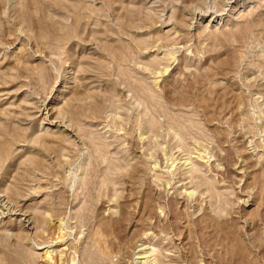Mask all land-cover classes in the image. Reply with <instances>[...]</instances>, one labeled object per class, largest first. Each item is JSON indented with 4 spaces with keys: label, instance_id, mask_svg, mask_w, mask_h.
I'll return each mask as SVG.
<instances>
[{
    "label": "rangeland",
    "instance_id": "rangeland-1",
    "mask_svg": "<svg viewBox=\"0 0 264 264\" xmlns=\"http://www.w3.org/2000/svg\"><path fill=\"white\" fill-rule=\"evenodd\" d=\"M230 1L0 0V264H264V0Z\"/></svg>",
    "mask_w": 264,
    "mask_h": 264
},
{
    "label": "bare ground",
    "instance_id": "bare-ground-1",
    "mask_svg": "<svg viewBox=\"0 0 264 264\" xmlns=\"http://www.w3.org/2000/svg\"><path fill=\"white\" fill-rule=\"evenodd\" d=\"M237 1L238 0H232V1H230V3H229V8L231 7V9H232V7L237 3ZM228 2V1H227ZM256 2V1H255ZM215 3V2H214ZM239 3V2H238ZM211 4H213V3H211ZM202 5V4H201ZM228 6V5H227ZM226 6V7H227ZM228 8V7H227ZM202 11V10H201ZM226 11V10H225ZM201 14V13H200ZM226 15V14H225ZM214 16V15H213ZM201 18V17H200ZM205 19V18H204ZM213 19V17H211V19H210V21ZM213 21H215V20H213ZM216 22V21H215ZM212 23V22H211ZM211 23H209V24H211ZM190 26V25H189ZM189 31V30H188ZM157 32V31H156ZM166 32V31H165ZM165 34V33H164ZM167 34V33H166ZM148 37V36H147ZM137 48V47H136ZM155 52V51H154ZM155 55V54H154ZM157 55V54H156ZM166 55H167V53H166ZM153 56V55H152ZM167 57V56H166ZM160 59H164V58H160ZM159 60V59H158ZM4 67V66H3ZM168 68V67H167ZM168 70V69H167ZM168 72V71H167ZM166 72V73H167ZM161 74H162V72H161ZM158 76H160L159 74H158ZM156 77V76H155ZM158 78V77H157ZM248 78V77H247ZM254 79V78H253ZM253 79H251V80H253ZM249 80V79H248ZM158 82V79L157 80H155V82ZM160 81V80H159ZM70 82V81H69ZM252 82V81H251ZM69 100V99H68ZM53 103V102H52ZM53 104H55V103H53ZM54 106V105H53ZM56 108V107H55ZM62 108V107H61ZM60 108V109H61ZM59 109V108H58ZM57 109V110H58ZM54 108L53 107H51V105H49V108L47 109V113H45L46 114V117H47V119H52L53 118V120H51L49 123H47L46 124V126H47V128L49 129V131L51 130V128H52V130H53V128H55L54 130H56V129H58V125H60V124H57V119H54ZM65 110V109H64ZM63 111V110H62ZM60 112V111H59ZM58 112V113H59ZM43 114H44V112H42ZM63 113V112H62ZM65 113H66V111H65ZM64 113V114H65ZM44 114V115H45ZM63 114V115H64ZM57 115V114H56ZM55 115V116H56ZM62 115V114H61ZM45 117V118H46ZM56 117H58V115L56 116ZM55 117V118H56ZM39 118V117H38ZM41 118V117H40ZM44 118V117H43ZM44 118V119H45ZM49 119V120H50ZM58 119H59V117H58ZM45 121V120H44ZM60 123H62V122H60ZM44 124V123H43ZM42 124V125H43ZM63 124V123H62ZM67 126V125H66ZM42 127V126H41ZM68 127V126H67ZM45 129V128H44ZM61 129V128H60ZM70 129V128H69ZM68 129V130H69ZM52 130H51V132H52ZM53 130V131H54ZM64 130H65V128H64ZM66 131V130H65ZM51 132H49V133H51ZM53 133V132H52ZM142 135V134H141ZM147 137H148V135H147ZM179 139V138H178ZM37 140V139H36ZM143 141V140H142ZM39 142H41L40 140H39ZM142 143V142H141ZM44 144V143H43ZM42 143H41V145H42V147L43 146H45V145H43ZM40 146V145H39ZM46 147V146H45ZM44 147V148H45ZM43 148V149H44ZM46 149V148H45ZM46 151V150H45ZM205 151V150H204ZM202 156V155H201ZM44 157V156H43ZM171 157V156H170ZM203 157V156H202ZM201 157V158H202ZM208 157V156H207ZM210 158V157H209ZM173 159V158H172ZM204 159V158H203ZM170 160V159H169ZM176 160H178V158H175L174 159V162H176ZM211 160V159H210ZM244 161V160H243ZM178 162V161H177ZM207 162V161H206ZM218 164V163H217ZM183 165H185L186 167H189V170H190V166L191 165H194V163H190V160H188V159H186V161L182 164V166ZM199 165V164H198ZM178 166V165H177ZM176 166V167H177ZM217 166V165H216ZM172 167H174V166H172ZM176 167H174V169L176 168ZM257 167V166H256ZM191 168H193L192 166H191ZM248 168H249V166H248ZM197 169V168H196ZM199 169V168H198ZM218 169V168H217ZM243 169V168H242ZM193 170H195V169H193ZM183 172V171H182ZM244 172V171H243ZM242 172V173H243ZM172 173V172H171ZM244 175V174H243ZM252 176V175H251ZM198 177V176H197ZM186 188V187H185ZM188 190V189H187ZM184 191V190H183ZM194 191H192V193H193ZM189 193H191V192H189ZM188 195H191V194H188ZM2 197V196H1ZM192 197H193V195H192ZM189 199V198H188ZM5 202V201H4ZM141 202V201H140ZM139 202V203H140ZM3 203V200L2 199H0V204H2ZM8 203V202H7ZM111 203V202H110ZM5 204V203H4ZM3 205V204H2ZM115 205H118L117 204V202H116V204H113V203H111V205H109V207H108V209H107V214L105 215V216H111V217H116V216H119L118 215V212H119V210H118V207H116ZM138 205V204H137ZM1 206V205H0ZM5 207H6V204H5ZM7 207H8V205H7ZM41 207V206H40ZM8 210H11V208L9 209V207H8ZM14 211H15V209H14ZM23 211V210H22ZM21 211V212H22ZM37 211V210H36ZM10 212H13V210H11ZM17 212V211H16ZM20 212V211H19ZM20 212V213H21ZM30 212V211H29ZM39 212H41V211H39ZM121 212V211H120ZM0 213H2L1 211H0ZM8 213V212H7ZM6 213V214H7ZM15 213V212H14ZM14 213H12V214H14ZM26 214H29V216H30V213H26ZM18 215H20L19 213L18 214H14V216L13 217H15V218H17L18 217ZM38 215H39V213H38ZM47 215H49L48 213H47ZM47 215H46V217H47ZM162 215V214H161ZM24 216V215H23ZM26 216V215H25ZM28 216V215H27ZM50 216V215H49ZM31 217V216H30ZM14 218V219H15ZM20 219H23V218H20ZM29 219V218H28ZM31 219V218H30ZM33 219H34V217H33ZM32 219V220H33ZM27 220V219H26ZM115 220H117L116 218H115ZM18 221V220H17ZM121 221V220H120ZM155 221V220H154ZM116 222V221H115ZM3 224V223H2ZM46 224V223H45ZM59 224H60V230L61 231H63V230H65L66 228H65V224L63 223V221L62 220H59ZM31 225V224H30ZM171 225V224H170ZM27 226V225H26ZM32 226V225H31ZM122 226V225H121ZM26 228V227H25ZM118 228V227H117ZM136 228V227H135ZM159 232V231H158ZM61 233V232H60ZM63 233V232H62ZM165 233V232H164ZM64 234V233H63ZM66 235V234H65ZM64 235V236H65ZM152 233L149 231V232H146L144 235H143V237L139 240V243H138V245L136 246V252H135V255L136 256H138V258H137V260H140L141 261V263L142 264H151L152 262H151V260H152V258H153V256H154V252H155V249H154V245L153 244H151V242H150V240H153V239H151L152 238ZM62 236V235H61ZM154 236V235H153ZM99 237V236H98ZM102 237V236H101ZM115 237V236H114ZM65 238V237H64ZM64 238H63V240H64ZM176 238V237H175ZM112 239H113V237H112ZM115 239V238H114ZM62 240V241H63ZM178 240V239H177ZM62 241H59V242H62ZM115 241H116V239H115ZM64 242V241H63ZM62 242V243H63ZM124 242V241H123ZM137 243V242H136ZM32 244V243H31ZM64 244V243H63ZM62 245V244H61ZM67 245V244H66ZM71 244H68V246H70ZM72 246V245H71ZM70 246V247H71ZM52 247H54V246H50L49 245V247L48 246H45V247H43V246H39V247H37L36 248V251L38 250V251H43V250H47V251H45L46 253H47V258H49L50 260L49 261H51V260H53V253L54 252H59V251H57V249L55 250H50ZM69 247V248H70ZM31 248V247H30ZM78 248V247H77ZM62 249V248H61ZM65 249L67 250V247H65ZM70 249H72V247L70 248ZM60 250V249H59ZM35 251V252H36ZM62 251H64L63 249H62ZM131 251V250H130ZM176 251V250H175ZM67 252V251H66ZM39 253V252H38ZM37 253V254H38ZM45 253V254H46ZM60 253H62V252H60ZM64 253V252H63ZM62 253V254H63ZM111 253V252H110ZM158 253V252H157ZM172 254V253H171ZM70 255H71V253H70ZM157 255V254H156ZM77 256V255H76ZM71 257V256H70ZM156 257V256H155ZM174 257V256H173ZM46 258V259H47ZM135 258V259H136ZM156 258H158V257H156ZM64 259V258H63ZM155 259V258H154ZM153 259V260H154ZM174 259V258H173ZM48 260V259H47ZM155 260H157V259H155ZM177 261V259L174 261V262H176ZM52 262V261H51ZM62 262V261H61ZM157 262H159V264H160V261L159 260H157ZM50 263V262H49ZM56 263V262H55ZM64 263H66V262H64ZM162 263V262H161ZM179 263V262H178ZM185 263V262H184ZM153 264V263H152ZM154 264H155V262H154ZM156 264H158V263H156ZM164 264V263H163ZM172 264H173V262H172ZM174 264H176V263H174ZM181 264V263H180ZM185 264H189V262L188 263H185Z\"/></svg>",
    "mask_w": 264,
    "mask_h": 264
}]
</instances>
